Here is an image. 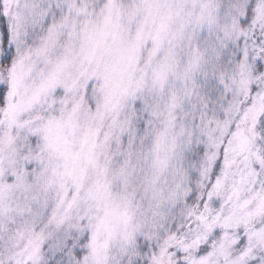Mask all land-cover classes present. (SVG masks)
<instances>
[{
    "label": "snow or ice",
    "instance_id": "1",
    "mask_svg": "<svg viewBox=\"0 0 264 264\" xmlns=\"http://www.w3.org/2000/svg\"><path fill=\"white\" fill-rule=\"evenodd\" d=\"M0 264H264V0H0Z\"/></svg>",
    "mask_w": 264,
    "mask_h": 264
}]
</instances>
